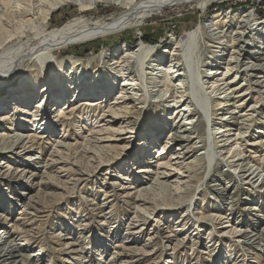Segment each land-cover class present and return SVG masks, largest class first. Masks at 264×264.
<instances>
[{
	"label": "bare ground",
	"instance_id": "6f19581e",
	"mask_svg": "<svg viewBox=\"0 0 264 264\" xmlns=\"http://www.w3.org/2000/svg\"><path fill=\"white\" fill-rule=\"evenodd\" d=\"M232 1L235 0H94V4L108 3L118 7L116 14L111 15L109 19H102V17L91 18L92 16L84 15L88 8L83 0H0V6L3 8L0 9V49L10 46L0 56V87L4 86L10 76L23 77L25 75L17 88L2 97L0 94V115L8 112V117H1L3 120L0 121L4 122L3 124L15 125V129L10 127L8 132L6 130L0 132V157L10 161L12 155L20 156L16 153V150L20 149L26 155L32 154L27 161V168L34 170L30 179L35 180L38 172H42L43 169L47 173L55 172V180L58 183L61 181L62 187L68 186L67 182H63L64 179L68 181L74 177L76 180L73 182L76 187L81 181L88 183L91 175L96 177L97 171H100L102 167L110 166L111 161L121 157V151L127 150L126 154H129L131 152L129 145L132 142L130 140L135 135L140 136V131L145 128L142 147L131 160L129 167L120 165L123 169L127 168V173L120 175L122 182L132 184L129 190H137L136 197L125 192L126 197L133 205L154 204L149 210L152 211V215H156L157 222L162 221L165 216L162 206H170L172 210H175L178 205L192 204L193 196L188 199L175 198L176 202L173 201L174 203L159 205L153 203L154 200L143 199L142 193L145 191L147 194H153L160 188L166 191L173 190L174 193L180 192V195L181 191L187 190L186 188L189 187L187 184L193 181L194 176L192 175H198L197 173L202 168L203 159L198 160L195 155L197 146L205 141H203V134L197 133L199 131L198 121L195 122L193 119L196 109H193L192 102L187 101L191 88L187 82L183 81L186 71L182 61V55L189 51L186 56H192L194 49L199 47L202 40L206 47L213 48L207 61L200 66L198 60L197 64L199 82L206 86V90L211 94L206 107H211L210 117L212 116V119L208 118L207 122H210L212 127L214 126L218 130L226 129L227 131V134L218 137L222 144L213 143V148L218 153L214 160L218 163L217 165L221 166L233 158L231 162L225 164V167L229 168L228 174L219 175L218 172L216 173L217 185L215 187H218L216 191L221 192L224 204L230 206L232 210H240L239 208L246 206L242 208L245 213H250L253 216L254 212H259L257 207L250 208L247 203L242 202L239 194L244 192V188L236 189L240 186L239 182L244 184L243 186H249L256 192L258 191L257 193L262 194L264 202V156L260 155L264 153V20L257 18V10L231 12L230 8L224 13L220 11L205 24L201 22L195 31V28L190 32L186 31L184 33L186 40H179L175 37L176 41L174 45L169 46V49L142 42V45L136 50L131 46L127 48L115 46L106 53L101 52L91 58H82L71 50L75 46H84V44L100 39L115 37V35L128 30L144 27L150 19L159 16L168 9L167 7L175 4L183 6L196 2V8L206 13L214 5L227 4ZM66 4H79L80 15L58 28H51L53 14ZM6 14H10L8 19L12 18L10 23L5 22L8 20L4 18L7 16ZM206 30L214 40L211 46L209 45L211 42L204 37ZM146 61L148 62L146 63ZM144 64H148L150 67L144 69ZM155 71L164 73L157 77L154 76ZM232 76L233 79H230L229 77ZM238 80L242 82H237ZM148 85L153 89H158L159 97L161 96L152 110L145 109L148 101L146 102L144 92L145 88L148 89ZM2 91L0 89V93ZM162 95H168L167 100H164ZM61 104L58 114L52 118V109ZM207 111L209 110L207 109ZM143 113H146V121H141L140 124ZM77 123H84L85 134L87 132L90 134L84 137L74 132L68 137L70 127L76 130ZM58 124L59 128H63L61 131L59 129V133ZM87 126L88 128H86ZM252 128L257 130L253 136H248L247 134ZM62 131L66 135L55 144L56 149L51 158L54 155L62 157L59 156L51 163L49 159L45 163L42 152L34 153L35 147L41 150L44 140L52 141L50 137L53 138ZM216 131L215 129L210 132L214 141L217 140L216 135L221 133ZM232 131L238 133L230 137ZM166 132L167 138L164 140L162 136ZM125 135H130V137ZM254 135H258V138H255ZM70 140L76 141V153L84 148L83 144L79 142L80 140L88 145V149L79 152L81 159L88 160V173L78 172L76 160L71 163L70 160L65 159L63 153H60L63 148L70 153L73 149L69 144ZM233 147L241 148L240 151H235L238 153L237 156L233 154ZM57 148L61 150L59 151ZM156 149L159 153L156 156L158 160L153 165L151 162V166L146 160V164H144L146 166L140 168L138 177L134 172L135 166H142L145 158L149 157L150 152H154ZM207 151L209 153L210 149ZM93 152L95 154L100 152L98 155H102L98 158L97 163L92 160L95 158L89 157ZM69 153L66 155H70ZM38 154H41L40 157H37ZM168 154H170L169 157H164ZM230 154L231 158L226 157ZM41 164L44 165L41 166ZM174 167L175 169L172 171ZM110 169L116 171L119 168L116 166ZM232 169L238 171V174L231 173ZM0 171L2 170L0 169ZM18 171L20 174H25L23 166L21 169L18 168ZM183 171L188 175L183 176ZM222 172L224 173V170ZM111 173L113 172L111 171ZM135 179H138L139 183L141 182L137 187H134L138 183L135 182ZM226 180H229L228 185L233 183L230 188L224 186V183L222 185V182ZM28 182L30 183L29 180ZM150 183H152L150 188H146L145 186ZM113 185L110 186L109 192L103 191L101 188L97 193L105 192L106 196L112 193L114 196ZM235 185L237 187L233 189V194L231 191ZM140 186L143 188L138 190L137 188ZM184 186L187 187L184 188ZM197 187L198 185L195 189ZM229 193L233 194L232 198L224 196ZM93 197L95 200L97 194L94 193ZM206 198L207 192H204L203 201ZM216 202L218 203V200L215 199L210 212V218L214 220L213 223L228 228L229 235H239L244 246L250 244L254 238L253 242L260 241L264 245V232L258 231L254 236H251L252 232L248 229L238 231L239 227L232 223L233 219L222 215L223 209L217 206ZM25 207L27 211L31 210L29 205H25ZM100 210L99 218H102V207ZM198 215L193 214V216H198L199 220L202 214ZM263 216L262 220H264ZM32 217L29 220V225L38 222L36 215ZM137 218L145 225L148 223L147 218ZM182 218L185 219L187 216L183 215ZM5 220L8 221L7 218ZM185 220L180 223L185 224L183 223ZM262 220L259 218L256 223L259 224ZM182 226H176L171 222L165 233L172 234L168 236L173 239L177 236L175 232L183 230ZM212 227L206 229L208 236L213 235V230L216 229L214 226ZM13 228L12 233L20 235L23 242L17 243L13 234L7 232V237L0 241V264H30L34 258H39L45 249L43 245H39V252L25 254L24 252L36 242L34 239L27 238L26 235H22V230L17 226H13ZM118 228V226L114 227L112 232L117 231ZM154 233L158 232L155 230ZM66 246L70 247L69 249L75 247L72 243ZM244 246L242 251H245ZM175 247L178 246L175 245ZM102 250V257H104L107 249L102 248ZM80 251L82 250L73 249L71 253L77 254ZM212 252L213 250L208 253L211 255ZM173 255H176V252ZM179 256L181 255L174 256L168 263H184ZM75 258L78 257L73 256V259ZM242 259L244 264L245 257ZM255 259L253 264H261L260 260H264V256L260 253L259 257H255ZM65 262L64 258L61 259V263ZM111 263L112 261L109 262V264ZM79 264L84 263L80 262ZM86 264H93V261Z\"/></svg>",
	"mask_w": 264,
	"mask_h": 264
},
{
	"label": "rangeland",
	"instance_id": "374dc122",
	"mask_svg": "<svg viewBox=\"0 0 264 264\" xmlns=\"http://www.w3.org/2000/svg\"><path fill=\"white\" fill-rule=\"evenodd\" d=\"M83 1L85 5L87 4L86 7L88 8L84 15L90 17L92 16L91 18L102 17V19H109L111 15L116 14V11L118 10V7L114 6L113 4H94V0ZM196 5L197 3L193 2L184 4L183 6L180 4L169 6L167 7L168 9L164 10L161 14H159V16L157 15L150 19L148 23L144 25V27L132 29L130 31L128 30L115 35V37L111 36L100 39L88 44H84V46H75L71 50H73L74 54L77 56H81L82 58H91L101 52L106 53L115 46H124L125 48L131 46L136 50L139 49V47L142 45V42H145L147 45L159 46V48L169 49V46L174 45L176 38L179 40H186V36H184L186 31L190 32V30L194 28L195 31L201 22L205 24L211 17H213V15L219 13L220 11L224 13L230 8L231 12L238 10H257V18L264 20V0H235L227 4L214 5L213 7L209 8L207 11L208 13L199 11L196 8ZM0 9L3 8L0 6ZM79 13V4H66L53 14V19L51 20V25L53 26H51V28H58L62 26L67 21L79 16ZM6 15L7 16L4 18H10V14ZM11 19H8L5 22L10 23L12 21ZM8 26H11V24H8ZM204 37L207 39V41L211 42L209 44L210 46L213 45L214 40L208 30L205 31ZM197 42L199 43V40ZM200 43L201 44H199V47H197L196 50L194 49L192 56L187 57L186 55L189 53V51H186L185 54L182 55V61L186 71V77L183 81L187 82L188 86L191 88L189 99L187 101L192 102L194 105L193 109H196L193 119L195 122L198 121L199 131L197 133H200V135L203 134V141H205L202 142L201 145L197 146V152L195 155L198 160L203 159V162H201L202 168L197 173L198 175H192L194 176L193 181L187 184L189 187L184 186V188L187 187V190H183L184 192L181 191L182 193L180 195V192L174 193L173 190L166 191L160 188H158L156 191L157 194H147L145 191L142 193V195L145 197L144 198L142 196L143 199L148 198L149 201L154 200L153 203L159 205H165L166 203L170 202L174 203L176 202L177 198L188 199L189 197L193 196L194 199L192 204L186 203L182 206L178 205L175 207V210H172V207L170 206H162V208L165 210L163 212L165 216H163L162 221L157 222L156 220L158 219L155 218L156 215H152V211L149 210L154 204H149L146 206H140L143 204H135V206L130 202V199L126 197L125 192L131 193L136 197L135 194L137 190H129L132 184H126V182H122L120 175L126 174L127 168L123 169L120 167V165H126V167H129L131 160L134 159L137 151H139L142 147V141L144 138L143 132L146 130L145 128L140 131V136L134 134L135 136H133V138L130 140L132 142L129 145V150H131L129 154H126L127 150L121 151L122 155L120 158L118 157L116 160L111 161L109 163L110 166L106 165L102 167L100 171H97L96 177L91 175V179H89L88 183L81 181L76 187L73 182V180H76L74 177L70 178L68 181L64 179L63 182H67L68 186L62 187L60 184L61 181L58 183V181L55 180V172L53 174L47 173L46 170L43 169L42 172H38L36 178H34L35 180H32L33 178L30 179L34 174H31L34 170H29L27 168V161L32 154L26 155L25 152L17 149L16 153L20 154L21 157L17 156V154H14L11 156L10 161H6L4 157H0V169L2 170L0 171V189L2 191H0V241L7 237V232L12 233V230L14 229L13 226H17V228L22 230V235H26L27 238L34 239L36 242V244H34L32 247H29L28 250L24 252L25 254H35L39 252V245H43L45 249L44 252L41 253L39 258H34L30 264H79L80 262L86 264L89 261H93V264H109L111 261V264H169V260L178 254L181 255L179 258L184 261L182 264H243V257H245V261L247 262L244 264H253L256 260L255 257H259L260 253L264 256V245L262 242H253L255 240L254 238L250 244L244 246V244L241 243L242 240L240 241L241 238L239 235H229L227 233L229 231L228 228H223L222 225L217 223L215 224V222L213 223L214 220H211L210 218L211 208L213 206V202H215L216 199L218 200V203L216 202L215 204L223 209L222 215H227V217L233 219V221H231L236 227H239L237 229L238 231L241 229L242 231L248 229L252 232L251 236H254L258 231L264 232V220L261 218L264 215V202L262 194L257 193L258 191L256 192V190H253L249 186H243L244 184H241L240 182V186L238 188H236V185L232 187L231 192H233V189L235 188L240 190L243 187L244 192L241 190V193H243L239 194L242 202L247 203V206L250 208L257 207V209H259V212H254L252 216L250 213L246 212V214L244 211H242V208L246 206H238L241 207L239 208L240 210H232L230 206H226L224 204L225 201L223 200V195L220 194L221 192L216 191L218 189V187H215V185H217V182L215 181L217 179L215 177L216 173L218 172L219 175L228 174L229 168L225 167V164L231 162L233 158H231V154L227 155L226 157L231 159H229L227 163H223L221 166L217 165L218 163L214 160V157L218 154L215 152L217 150L213 148L214 144H222L219 142L221 140H218V137L227 134V131L226 129L218 130V128L214 126L212 127L210 122H207L208 118L210 120L212 119V116L210 117L212 112L211 107H206L211 94L206 90L207 87L203 86L199 82L197 64L199 60L200 66L203 65V62L207 61L208 56L213 51V48L206 47L202 40ZM9 47L10 46H7L6 48ZM6 48L0 49V56L3 54ZM147 62L148 61H146V63ZM148 64H144V69L149 66ZM163 71L159 73L155 71L154 76H162L164 73ZM23 77L15 75L10 76L7 79L8 81H5L4 86L0 87V89L3 90L0 93L2 94L1 97L11 92L12 89L17 88L18 85L22 83ZM229 78L233 79V76ZM237 82L241 83L242 81L238 80ZM144 94L146 97V102L148 101L146 103L145 109L148 108L149 110H152L155 103L161 99V96L159 97L158 89H153L152 86L148 85V89L145 88ZM165 95H162V98L167 100L168 95ZM61 106L62 104L52 109V118L58 114ZM207 109L209 111H207ZM206 111L208 114H206ZM4 115H0V120H3L1 117H8V112H6ZM145 115L146 113H143V116L140 119V124L141 121H146ZM93 122L94 121L92 120V123ZM3 123L4 122L0 121V132H3L4 130L8 132V128L10 127L15 129V125L11 126L9 124ZM77 126L78 127L75 128L76 130H73L74 128L70 127L68 137L73 135L74 132L84 137L90 134L89 132L85 134L86 131L83 128L85 126L84 123H77ZM86 128H88V126ZM214 128L218 131V133L221 132L220 135H216L217 140L215 141L210 136V132H213L215 130ZM59 129L61 131L63 128H59L58 124V133ZM256 130V128H252V130H250L247 135L253 136ZM235 133L238 132L232 131V135L230 137H233ZM65 135L66 133L62 131L55 137H50L52 141H47V139L46 141L44 140V149L42 148L40 150L39 148L37 149L35 147L34 153L42 152V158L45 159L44 162L47 163L50 159L49 162L51 163L60 156L54 155V157L51 158V155H53V152L56 149L55 144L60 142V139H62V137ZM125 136L130 137V135ZM257 136L254 135L255 138H258ZM162 137L165 140L167 138V132ZM79 142H81L84 147L82 150H79L81 153V151L86 150L88 145L84 144L85 142L81 140ZM69 144L73 148L70 153L66 152L64 148L62 150L59 148L57 149L59 151L61 150L60 153H63L65 159L70 160L71 163L75 162L76 160L78 172L82 171L83 173H88V160L85 158L81 159L79 157L80 153L78 151L76 153V141L70 140ZM208 149H210L209 153L207 151ZM232 150L233 154L237 156L238 153L235 151H240L241 148L233 147ZM157 151L158 149L154 150V152H150V156L147 157L148 159L145 158L142 166H135L134 172H136L138 177L140 176V173H138L140 168L146 166L144 165L146 164V160L149 161V166H151V162L153 165L154 162L158 160L156 156L159 153ZM68 153L70 155L67 156L66 154ZM98 154H100V152L97 154L93 152L89 155V157L95 158L92 160L97 163L98 158L102 157V155L99 156ZM40 155L41 154H38L37 157H40ZM260 155L264 156V153H261ZM169 156L170 154L165 155L164 157ZM6 162L8 163L6 164ZM43 165L44 164H41V166ZM22 166L25 170L24 175L20 174V170L18 171V168L21 169ZM116 166L119 168L116 169V171L110 169ZM174 169L175 167L172 169V171ZM110 170L113 173H111ZM223 170L224 173L222 172ZM234 170L235 169H232L230 172L237 175L238 171ZM44 171L45 173H43ZM187 175L188 174L184 172L183 176ZM28 180L30 183H27ZM135 182H138V179H135ZM104 183L108 184L105 185ZM223 183L224 186H228L229 188L233 184L232 183L228 185L229 180L222 182V185ZM139 184H141V182L135 184L134 187H137ZM112 185L114 186V192L116 196H112V193H109L107 196L105 195V192H102V194L97 193L99 190H101V188L103 191L107 190L109 192V188ZM151 185L152 183L147 184L145 187H148L149 189V186ZM197 185L198 187L195 189ZM142 188L143 187L140 186L137 189L139 190ZM204 192H207V198L203 201ZM94 193L97 194L95 200L93 197ZM230 193L224 196H226V198H232L234 192L233 194ZM25 205H29L31 210L27 211ZM100 207H102V218H99L101 211ZM32 208L35 209L33 210ZM193 214H202V216H200L198 220L197 218L199 215L196 217L193 216ZM33 215L38 217L36 218V221L38 222L36 224L34 223L33 225H29V220L33 218ZM183 215L187 216V218H185L187 220L182 218ZM137 217L147 218L148 223L145 225L143 221L139 222ZM5 218L8 219L7 222ZM259 218L262 220V222L257 224L256 220ZM182 220H185L183 222L185 224L180 223ZM171 222L176 226L185 225L184 227L182 226L183 228L180 227L183 229L182 231L175 232L177 236L173 239L169 238L168 236L172 234L165 233L168 224ZM112 225L114 227L118 226V230L112 232V229H114V227L112 228ZM212 226H214L216 229L213 230V235L208 236L206 229L213 228ZM155 230L158 232L157 234L154 233ZM13 236L16 238L17 243L21 244L23 242L19 237L20 235L13 234ZM70 243L74 244L75 247L72 249H69L70 247L67 248L66 245ZM175 245L178 247L176 248ZM93 246L96 247L92 248ZM243 246L245 247V251H242ZM101 247L108 250H106L104 253V257H102L101 252L103 250ZM73 249H80L82 251L74 254L71 253ZM211 250H213V252L210 255L209 253ZM116 252L117 254H114ZM175 252L176 255H173ZM255 253L257 254L255 255ZM73 256L78 258L73 259ZM63 258L66 260L65 263H61V259ZM257 261L259 260L257 259ZM260 261L261 264H264V260Z\"/></svg>",
	"mask_w": 264,
	"mask_h": 264
}]
</instances>
